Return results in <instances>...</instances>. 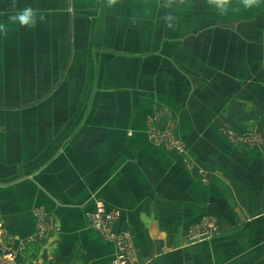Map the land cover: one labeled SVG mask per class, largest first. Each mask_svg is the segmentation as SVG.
<instances>
[{
    "label": "crops",
    "instance_id": "0c3cea01",
    "mask_svg": "<svg viewBox=\"0 0 264 264\" xmlns=\"http://www.w3.org/2000/svg\"><path fill=\"white\" fill-rule=\"evenodd\" d=\"M82 1L91 0H68L71 7ZM19 2L29 7L28 0ZM11 5L12 0H0V23L7 25V33L13 25L9 16L20 10ZM173 7L160 14L179 19L171 31L187 35L188 43L191 34L225 31L252 35L248 49L258 46L264 51V0L250 8L242 0H231L223 15L206 0H185L181 7ZM107 8L111 12V6ZM39 9L36 12L45 18L52 14L66 18L68 26L58 22L54 42L48 45L54 55L39 58V77L31 79L28 69L17 80L28 91L24 97L38 98L23 108L60 97L64 82L77 83L76 88L71 86V97L89 98V105L40 106L46 117L39 122L37 137L22 138V149H17L15 138H0V262L12 254L14 264H115L119 256L115 241L96 232L90 219L103 210L118 214L113 232L132 234V264H264V79L257 86L261 101L255 103L254 87L248 86L244 97L252 102L236 106V113L243 115L231 122L238 139L235 145L224 141L226 151H221H230V163L223 165L220 155L214 162L205 161L216 169L217 189L209 193L213 196L208 198L204 189L192 198L191 175L176 174L173 157L159 154L147 138L131 136L136 129L143 130L147 107L138 106V89L133 86L139 77H147L136 59L138 49L146 47L138 44L142 29L112 27L109 22L93 26L67 11ZM64 29L66 52L60 55ZM94 34L99 42L91 45ZM166 55L160 51V57L149 63L163 65L170 59ZM246 60L252 65L261 60L264 66V53ZM32 82L41 87L36 94L30 92ZM233 95L241 93L234 90ZM4 130L0 125V132ZM252 131L260 137L254 145L244 140ZM176 177L182 195L176 193ZM227 177L231 180L223 184L221 179ZM208 217L220 231L191 245L189 227Z\"/></svg>",
    "mask_w": 264,
    "mask_h": 264
},
{
    "label": "rangeland",
    "instance_id": "374dc122",
    "mask_svg": "<svg viewBox=\"0 0 264 264\" xmlns=\"http://www.w3.org/2000/svg\"><path fill=\"white\" fill-rule=\"evenodd\" d=\"M105 1L72 2V7L68 0L45 2L28 0L27 3L36 11L40 10V7L43 9V6L50 11H67L66 14L71 13L75 18L79 17L80 20L88 21L93 26L104 27L105 23L109 22L112 27L125 24L130 29L135 25H138V29H142V39L138 44L143 43L146 47L142 50L138 49L136 59L143 63L142 71L147 77L145 80H140L141 77H139L137 84L134 83L133 86L138 89V106L142 107L143 103L147 107L143 109L144 118L141 116L143 130L136 129L131 136L145 137L159 154L173 157L176 174L181 175L187 172L191 175L190 196L192 198L193 193L197 196L199 191L204 189L208 190V198L212 197L213 194L209 195V193H214L217 189L214 174L216 169L206 166L205 161L214 162L220 155V157L223 156L221 159L223 165L225 162L230 163L228 154L230 151L227 150L226 154L221 151L223 149L226 151L224 141L233 142L234 145L237 142L238 137L231 129V122L235 116L243 115L236 113L238 111L236 106H242L247 101L252 102L244 97L246 95L244 89L248 86L251 89L254 87L252 91L256 96L253 97L255 103L261 101V99L258 100V96H262L257 93L260 91L257 86L262 85L264 66L260 65L261 60H256L254 65L251 63L250 65L246 59L251 56L255 59L260 58L264 51L257 48V42H255L257 46L255 49H248L250 42L247 39L253 38L252 35L232 34L225 31L222 34L208 32L204 34L205 36L191 34L188 43L187 35L172 33V28L167 27L164 20L167 14H160L161 11L166 12L168 9L175 8H164L165 0L118 2L111 6L109 13L107 0ZM26 5V2L24 5L19 2L14 9L21 10ZM156 10L159 13L157 17H154ZM121 13L124 15L122 16ZM52 15L45 18L47 20L45 28L43 27L45 21L42 25L37 17L36 25L29 30L19 23H13V25L10 24V32L7 35H0V95H3L0 97V125L5 127V130L0 132V138H15L16 143L20 144L17 149H22V138L25 136L28 139L37 137L39 122L41 118L46 117L44 111L39 109L40 106L59 104L71 109V107L89 105V98L71 97V86L76 88L77 83L64 82L65 87L60 97H53L35 106L23 108L38 98L24 97L22 94L28 91L19 86L20 81L17 80H21L24 77L23 73L28 69L32 70L31 79L39 77L40 68L37 64L39 58L46 59L47 56L49 58L54 55V49H48V45L54 42L53 34L58 31V22L61 21L64 28L68 26L66 18L57 19L54 14ZM178 22L179 19L175 18L174 26L178 25ZM63 31V34L60 33L61 38L58 44L60 55L66 52L64 45L68 37L65 29ZM96 36L92 35L91 45L95 41L99 42L95 39ZM160 51L167 54L169 61H164L163 65L152 66L149 63L150 60L160 57ZM132 54H135V51ZM142 71L140 70V75ZM30 84L34 89L30 91L32 94L40 91L38 82ZM234 90H238L241 95L239 97L233 95ZM257 134L256 131H252L244 140L247 139L251 145H254L260 140ZM217 180L220 179L217 178ZM221 180L225 184L231 178ZM176 183V193L182 195L180 180L177 177ZM117 215L112 212L113 217L110 222L101 220L99 225L93 224V227L107 239L114 240L116 245L118 238L127 243L126 246L133 255L129 262L132 264L135 259L132 234L128 231L121 233L112 231ZM219 231L215 220L208 217L200 225L189 227V242L191 245H198L200 242L212 239ZM6 255L0 264L4 263Z\"/></svg>",
    "mask_w": 264,
    "mask_h": 264
},
{
    "label": "clouds",
    "instance_id": "9594fccd",
    "mask_svg": "<svg viewBox=\"0 0 264 264\" xmlns=\"http://www.w3.org/2000/svg\"><path fill=\"white\" fill-rule=\"evenodd\" d=\"M262 0H242L244 7L250 8L253 6H259ZM17 0H12V7H16ZM118 3V0H108V5L113 6ZM185 3V0H165L163 7L172 8L173 6L179 7ZM206 3L214 6L220 14H227L231 0H206ZM37 17L41 22L44 21L45 17L42 14H38L32 7H25L16 15L9 16V21L12 23H19L23 27H34L37 23ZM174 17L172 15H166L164 20L167 27H174ZM8 27L5 24L0 23V35H7Z\"/></svg>",
    "mask_w": 264,
    "mask_h": 264
},
{
    "label": "built area",
    "instance_id": "2783aa9c",
    "mask_svg": "<svg viewBox=\"0 0 264 264\" xmlns=\"http://www.w3.org/2000/svg\"><path fill=\"white\" fill-rule=\"evenodd\" d=\"M106 212L103 210H99L97 213L93 214L91 216L92 219V224L96 225V224H100L101 220H105L107 223L110 222V220L112 219V213L110 214V212H108L107 214H105ZM118 250H119V256L117 258V262L115 264H129L131 258H132V253L131 251H129V249L127 248V243H125L122 239L118 238ZM6 259L4 261V263L2 264H14L13 262V258H12V254H7Z\"/></svg>",
    "mask_w": 264,
    "mask_h": 264
}]
</instances>
